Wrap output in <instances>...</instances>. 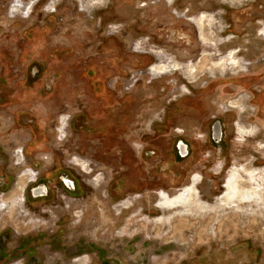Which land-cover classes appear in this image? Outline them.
<instances>
[{
    "label": "rangeland",
    "instance_id": "obj_1",
    "mask_svg": "<svg viewBox=\"0 0 264 264\" xmlns=\"http://www.w3.org/2000/svg\"><path fill=\"white\" fill-rule=\"evenodd\" d=\"M21 193L4 264H264V0H0V204Z\"/></svg>",
    "mask_w": 264,
    "mask_h": 264
},
{
    "label": "flooded vegetation",
    "instance_id": "obj_2",
    "mask_svg": "<svg viewBox=\"0 0 264 264\" xmlns=\"http://www.w3.org/2000/svg\"><path fill=\"white\" fill-rule=\"evenodd\" d=\"M239 100H236V101H232V104H234V105H232V106H234V107H237L238 105H237V102H238ZM66 125H67V123L65 124V127H64V129L66 128ZM215 132H216V136L219 138V141H222V138H223V128L222 127H220V128H217L216 127V129H215ZM176 147H177V149H178V152H179V155L181 156V157H187L188 155H189V150H188V145H187V143L183 140V139H180V140H178L177 141V143H176ZM73 162H75V164L76 165H78L79 167H82V169H83V171L85 172V173H87L88 171V169H89V164H88V162L87 161H85V160H83V159H80V158H78V157H75L73 160H72ZM85 162V165L83 166V163ZM220 165V164H219ZM222 165V164H221ZM220 165V166H221ZM32 172H27L26 174H31ZM64 177V179H63V182H64V184L65 185H67V182H65V180L66 181H68L69 183H72V180H70V179H68L67 177H65V176H63ZM98 178H100L99 176H96L95 177V179L94 180H96V182L97 181H99L98 180ZM234 182H236V184L238 185V182L237 181H232V182H230V184H229V186L228 187H230V185L231 184H233ZM196 181H194V183H193V185H192V188L191 187H189L188 189L190 190V191H192V192H190V191H184V192H182L181 194H178L177 196H178V198L180 197V196H182V195H187L189 192L190 193H193L192 195H191V199H194V198H197V188L195 187V185H196ZM73 184V183H72ZM195 184V185H194ZM39 185H37V187H38ZM37 187H33V188H31V191L32 190H35L34 191V194H35V196L34 197H38V196H42L43 195V193H45V195L46 194H48V192H46V191H42V190H38L37 189ZM40 188H42V187H40ZM21 191H25V189H26V186L24 185H22L21 186ZM187 189V190H188ZM238 190L240 191L241 190V187H240V185H238ZM23 195L24 194H20V196L19 195H15L14 197H12V198H10V199H4L3 201H2V204H0V213H2L1 211H4L5 209L7 210V213H8V211L9 212H12V214H10L11 215V217H13L14 216V214L16 213V211H18L19 210V212H22L23 213V208H24V205H23V202L22 201H24L25 200V198L23 197ZM238 194H237V196H233V195H230V194H228L227 195V199H229V200H232V199H236V198H238ZM169 198V197H168ZM178 198H175V199H173V200H176V199H178ZM7 200V201H6ZM130 201H132V206L131 207H134L135 206V204H134V201L133 200H130ZM165 201V200H164ZM198 201H199V199H198ZM128 202V201H127ZM184 203V202H183ZM181 204V203H180ZM124 206V205H123ZM177 206V205H176ZM179 206V205H178ZM120 208V207H119ZM124 209V208H123ZM125 209H128V210H122V211H129L131 208L128 206L127 208H125ZM85 212H84V215H86L87 214V210H84ZM18 212V213H19Z\"/></svg>",
    "mask_w": 264,
    "mask_h": 264
},
{
    "label": "bare ground",
    "instance_id": "obj_3",
    "mask_svg": "<svg viewBox=\"0 0 264 264\" xmlns=\"http://www.w3.org/2000/svg\"><path fill=\"white\" fill-rule=\"evenodd\" d=\"M204 17V16H203ZM202 17V18H203ZM204 19V18H203ZM203 19H202V21H203ZM237 59V58H236ZM223 60V59H222ZM222 66V65H221ZM247 183H245V184H242L241 185V190L239 191L238 190V186H237V184H236V182H234L233 184H231L230 185V189H231V193H230V195H233V196H237V194L238 195H242V193H243V191H244V186L246 185ZM190 192H192V191H190ZM188 193L187 195H182V196H180L178 199H176V200H170L168 197H165V201H164V203L165 204H167V205H170V206H176V205H179L180 203H183V202H185L188 198L189 199H191V195L193 194V193Z\"/></svg>",
    "mask_w": 264,
    "mask_h": 264
},
{
    "label": "crops",
    "instance_id": "obj_4",
    "mask_svg": "<svg viewBox=\"0 0 264 264\" xmlns=\"http://www.w3.org/2000/svg\"><path fill=\"white\" fill-rule=\"evenodd\" d=\"M2 241V239H0V242ZM5 250V251H4ZM2 248V250L0 251V264H4V260L7 259V249H4Z\"/></svg>",
    "mask_w": 264,
    "mask_h": 264
}]
</instances>
